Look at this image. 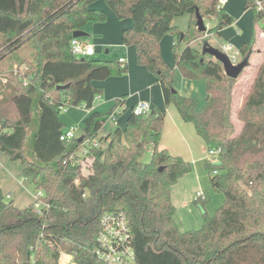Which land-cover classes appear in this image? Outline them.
<instances>
[{
    "label": "trees",
    "instance_id": "1",
    "mask_svg": "<svg viewBox=\"0 0 264 264\" xmlns=\"http://www.w3.org/2000/svg\"><path fill=\"white\" fill-rule=\"evenodd\" d=\"M96 0H0V152L22 164L21 176L46 205L18 207L0 189V264H61V252L77 264H103L95 254L100 216L122 212L131 232L136 264H264V58L232 120L236 78L192 42L218 34L234 18L221 0H103L118 19L130 17L121 41L133 45L137 64L160 85L164 108L130 112L124 127L104 132L106 113L91 110L74 137L61 140L63 105L90 109L102 87L92 81L120 75L121 61L77 57L70 41L75 30L105 20ZM244 0L252 8L250 38L239 59L264 34V0ZM204 24L199 30L196 13ZM187 14L186 30L172 20ZM173 36L175 67L187 79H204L207 104L173 86L175 68L161 56L160 40ZM184 46L179 48L180 43ZM22 56L8 63L15 52ZM239 60V61H240ZM16 66V70H13ZM59 85H65L63 88ZM193 124L206 150L212 186L223 193L213 215L202 212L198 228L180 230L171 186L191 171L189 160L160 146L166 107ZM81 137V140L78 138ZM96 143V145H94ZM85 149V153L81 152ZM150 151L149 160H142ZM216 171V173H213ZM202 200H194L204 206Z\"/></svg>",
    "mask_w": 264,
    "mask_h": 264
},
{
    "label": "rangeland",
    "instance_id": "2",
    "mask_svg": "<svg viewBox=\"0 0 264 264\" xmlns=\"http://www.w3.org/2000/svg\"><path fill=\"white\" fill-rule=\"evenodd\" d=\"M227 1H229L228 5L231 8L230 11H232L228 13L233 16L234 22L224 27V30L220 32V35L208 34L202 40L195 42V47L202 49L204 44L207 43L221 51L222 45L230 44L232 45L233 49L223 53H225L227 56H231L235 50L239 49L242 42L244 41V34L249 37L251 34L253 15L252 8H249L244 12H247V14L241 19V22H239L236 19V15L237 13L239 14L240 11H244L243 0ZM94 3H96L98 7L103 8L102 10L105 12L106 18L102 22H90L84 26L82 30L85 31L87 35L80 37V39L90 43L95 48V56L92 57L93 59L102 61H118V57L123 56L125 58V63L123 64L127 66V70L120 75H111L104 81H96L97 84H102V82H104L102 84L103 90L101 94L96 95L90 110H97L102 113H106L116 106V98L123 97L122 99H124L128 97L127 99H124L121 105L116 106V116L114 118L109 117L105 121L104 129L106 132H108L116 126H123L125 117L127 116L128 112H131V107L137 105L141 101H145V99H138L136 96L131 99V94L135 92V88L137 86L133 85L130 88L128 84L130 65L128 63V52L126 49L106 43L107 41L114 40L119 37L120 23H123L125 19H130V17H125L124 19L119 20L103 0H96ZM188 19L189 16L187 14L176 16L174 17L173 25L177 26V28L180 30H186ZM209 25L212 26L213 22H209ZM101 37L104 38L102 40V44L101 42H98ZM202 37L198 39H201ZM172 39L173 36L171 33H167L161 38L160 52L165 63L175 68L173 86L182 94L189 97H194L196 100H198V104L201 105L203 104L205 98V84H203L205 80H181L180 78L181 81H184L183 84L176 81V79L179 78H175V75L176 73L178 74V71L175 67L172 54ZM183 46L184 43L181 42L179 48H182ZM131 49L133 51L132 47ZM206 55L213 58L209 54ZM21 56V51L15 52L7 56L3 60V63H8L10 60L19 58ZM133 61L137 67H142L145 72H148L145 67L137 64L135 56ZM254 72L255 70L251 64L246 65L240 75L235 79V83L233 85L232 120L236 128H239L241 125V122L236 118L241 97L244 95V93H246L247 90H249L256 74H254ZM116 83H119V87H124L125 93H122L124 96H121L120 94L117 95L114 92L116 89ZM123 107L125 109H123ZM164 107L165 106H163V108ZM90 110L85 108L81 103L80 105H63L59 112L60 120L63 123V130L74 126L75 133L78 134L83 127V119L88 115ZM160 143H165L166 145L164 146L166 148L170 149L172 152L180 154V156H182L184 159L191 162V171L181 176L178 182L174 184L175 186H171L170 192L172 196L171 199L175 207V217L178 221L180 230L198 228L202 222V212L205 211L209 215H213L215 210L223 203L224 195L221 191L216 190L212 186L210 175L205 168V159L208 157V153L207 150L204 149V143L202 139L196 134L192 123L182 120L173 104H170L166 107ZM149 157L150 151H146L142 157V160H149ZM9 161L13 162L10 159ZM15 163L18 165L21 164L19 160H16ZM6 178L7 173L0 165V183H4ZM27 185L31 189L34 188L32 184ZM197 191L204 193L206 196L203 207L193 202L194 195ZM59 262L61 264H77L73 261L71 255L67 254L66 252L60 253Z\"/></svg>",
    "mask_w": 264,
    "mask_h": 264
},
{
    "label": "crops",
    "instance_id": "3",
    "mask_svg": "<svg viewBox=\"0 0 264 264\" xmlns=\"http://www.w3.org/2000/svg\"><path fill=\"white\" fill-rule=\"evenodd\" d=\"M221 2H222L221 7L223 9H225L227 12H232V11H230L231 8L228 5L229 1L221 0ZM92 6L96 7V8L103 9L101 7H98L96 3H93ZM248 9L249 8L244 7V0H243V10L244 11H240V13L239 14L237 13V15L235 14L237 21L241 22V19L243 17H245V15L247 14V12L246 13H244V12ZM119 20H122V19H119ZM173 20H172V23H173ZM188 21H189V19H188ZM207 23H208V25L206 26V28H208L210 26L209 22H207ZM130 24H131V19H125L123 23H120L119 37L114 39V40L107 41L106 43L120 47V48H124L128 52V63L130 65V72L128 75V81H129L128 84H129L130 88L133 85L137 86L135 88V92L133 94H131V99L136 96V97H138V99H145V101H141V102L146 103L149 108H152L153 106L163 108V106H164L163 95H162L160 85L156 81V78L150 72H145L142 67H137L134 64V61H133L134 56H135L134 46L133 45H125L121 41L122 29L129 26ZM223 30L224 29H221L218 34L220 35V32ZM251 31H252V24H251ZM206 35H208V34H205L201 39H198V40L192 42V45L194 46L195 42L202 40ZM249 38H250V35L248 37L247 35L244 34V41L242 42V44L244 42H247L249 40ZM103 39L104 38L101 37L98 42H101V44H102ZM172 41H173V39H172ZM84 42H86V41H84ZM86 43H88V42H86ZM88 44H90V43H88ZM131 47L133 48V51H132ZM93 56H95V48H94V54L91 55L90 57L92 58ZM263 58H264V34L259 32L257 35V40L253 46V51L248 56V65L249 64L252 65V67L255 70L254 74L256 73L258 65L263 60ZM120 59H122V61H121L122 63H125V58L123 56H119L118 61H120ZM177 71H178V69H177ZM176 77L179 78V79H176V81H178V83L180 82L182 84L184 81H181V80L187 79V78L183 77L179 71H178V74L176 73L175 78ZM107 78H109V77H107ZM180 78H181V80H180ZM106 79H104V80H106ZM104 80H100V81H104ZM92 83L97 85V86H101L103 89L102 84L104 82H102V84L101 83L97 84L96 81H92ZM205 83L206 82L204 81L203 84H205ZM119 86H120L119 83H116V89L114 90V92L117 95L120 94L122 96L123 95L122 93H125V89H124V87H119ZM247 92H248V90L246 91V93H244V95H242L241 101H240V106H241ZM127 98L128 97H126L124 99H127ZM124 99H122V100L124 101ZM206 104H207V95H206V91H205L204 102L201 105L198 104L197 109L199 111L203 110V108L206 106ZM240 106H239V108H240ZM123 109H125V108L123 107ZM113 111L115 112V116H116L117 107H115L113 109ZM129 113L130 112H128L127 116L129 115ZM127 116L125 117L124 125L121 127L125 126ZM104 132H106L105 129H104ZM164 145H166V144L160 143L161 147L166 148ZM166 149L173 154L180 155L178 153L172 152L168 148H166ZM204 149H206L205 145H204ZM15 161L10 162L8 157L6 156V154H4L3 152H0V165L5 169V171L7 173L6 181L4 183H0V189H1L4 197L6 198V200L11 199L13 201L14 205H16L18 207H22V206H25V205H27L33 201V190L28 187L27 184H29V182L21 176L22 164L18 165L17 163H15ZM178 180L174 184H176L178 182ZM174 184L172 185L173 187L175 186Z\"/></svg>",
    "mask_w": 264,
    "mask_h": 264
},
{
    "label": "built area",
    "instance_id": "4",
    "mask_svg": "<svg viewBox=\"0 0 264 264\" xmlns=\"http://www.w3.org/2000/svg\"><path fill=\"white\" fill-rule=\"evenodd\" d=\"M255 4L260 8V0H255ZM264 22V20H263ZM208 23L205 24L207 26ZM71 51L77 57H88L94 54V47L82 41L80 38L73 37L70 41ZM222 52H228L233 49L232 45L225 44L221 47ZM232 63H237L239 59L238 50H235L231 56H228ZM122 61V59H120ZM13 70H16V66H13ZM2 82L5 78L0 76ZM150 108L144 102H139L137 105L131 108V112L134 114H144ZM115 117V112L113 111L110 118ZM75 127H69L64 130L59 138L61 140L68 139L75 136ZM96 145V143H94ZM85 153V149L81 152ZM208 157L213 158L217 151L209 149L207 151ZM213 173H216L214 171ZM43 195L41 190L33 193L34 206L39 210L44 205L39 197ZM205 198V194L197 191L194 195V200H202ZM101 232L98 237V245L95 248V254L103 262V264H136L135 254L133 247L131 245V232L129 230L127 220L122 212L117 213H104L100 216Z\"/></svg>",
    "mask_w": 264,
    "mask_h": 264
},
{
    "label": "water",
    "instance_id": "5",
    "mask_svg": "<svg viewBox=\"0 0 264 264\" xmlns=\"http://www.w3.org/2000/svg\"><path fill=\"white\" fill-rule=\"evenodd\" d=\"M196 17L198 29L202 31L205 30L206 26L198 12L196 13ZM86 35L87 33L83 30H75L73 32V37L76 38H80ZM201 53L203 55L209 54L214 59L219 61L222 65L224 73L232 78H237L242 72L243 68L248 65V57L241 59L237 63H232L225 53L207 43L204 44L203 48L201 49ZM64 86L65 85H59L58 87L63 88ZM78 139L81 140V137H79Z\"/></svg>",
    "mask_w": 264,
    "mask_h": 264
}]
</instances>
